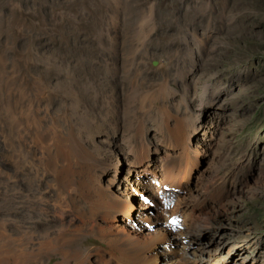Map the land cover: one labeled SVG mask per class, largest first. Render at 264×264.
<instances>
[{
  "label": "bare ground",
  "instance_id": "obj_1",
  "mask_svg": "<svg viewBox=\"0 0 264 264\" xmlns=\"http://www.w3.org/2000/svg\"><path fill=\"white\" fill-rule=\"evenodd\" d=\"M109 2L113 9L95 21L96 45L74 55L27 46L10 60L0 47V132L14 167L0 263L43 264L57 253L52 264H231L207 240L210 221L226 208L222 192L216 178L202 188L199 175L210 159L199 145L214 147L220 131L187 105L205 40L192 34L196 50L151 52L154 6L119 33L123 2ZM164 55L174 72L160 61L150 73ZM27 203L40 213L21 221L17 206ZM88 234L103 244L77 247Z\"/></svg>",
  "mask_w": 264,
  "mask_h": 264
},
{
  "label": "rangeland",
  "instance_id": "obj_2",
  "mask_svg": "<svg viewBox=\"0 0 264 264\" xmlns=\"http://www.w3.org/2000/svg\"><path fill=\"white\" fill-rule=\"evenodd\" d=\"M121 2L119 33L134 26L136 18L154 6L158 24L149 42L151 52L189 45L196 50L192 34L205 40L201 49L206 60L196 64L187 105L197 111L194 117L201 119L200 123L215 124L220 131L213 148L199 145L203 156L210 157L208 161L205 157L202 169H206L199 175L202 188L212 185L216 178V192H222L220 198L226 206L210 221L207 240L219 243L221 258L232 255L231 264H264V0ZM111 9L109 0H0V47L10 60L12 54L27 46L66 49L74 55L77 48L96 45L92 39L95 24ZM64 31L70 35L69 42L62 39ZM160 61L167 63L162 71L174 72L175 61L164 55L150 62V73L160 67ZM207 85L209 93L205 92ZM1 139L0 132V221L14 214L9 198V173L14 167ZM18 179L23 189H29L30 180L22 174ZM137 201L142 203L138 196ZM17 210L21 221L27 220L29 213H40L31 203L17 206ZM81 237L77 247L103 244L92 234ZM0 241L5 244V236ZM57 255H47L43 264H52Z\"/></svg>",
  "mask_w": 264,
  "mask_h": 264
}]
</instances>
